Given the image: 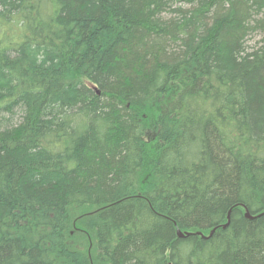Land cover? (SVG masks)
I'll list each match as a JSON object with an SVG mask.
<instances>
[{"label":"trees","instance_id":"trees-1","mask_svg":"<svg viewBox=\"0 0 264 264\" xmlns=\"http://www.w3.org/2000/svg\"><path fill=\"white\" fill-rule=\"evenodd\" d=\"M0 264H264V0H0Z\"/></svg>","mask_w":264,"mask_h":264},{"label":"water","instance_id":"water-1","mask_svg":"<svg viewBox=\"0 0 264 264\" xmlns=\"http://www.w3.org/2000/svg\"><path fill=\"white\" fill-rule=\"evenodd\" d=\"M177 234L179 237H181L183 235L179 230L177 231Z\"/></svg>","mask_w":264,"mask_h":264}]
</instances>
